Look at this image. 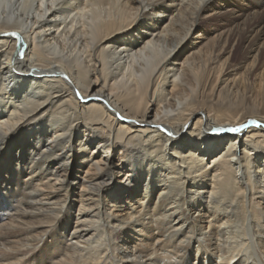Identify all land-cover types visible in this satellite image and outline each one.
I'll return each instance as SVG.
<instances>
[{"label":"bare ground","instance_id":"obj_1","mask_svg":"<svg viewBox=\"0 0 264 264\" xmlns=\"http://www.w3.org/2000/svg\"><path fill=\"white\" fill-rule=\"evenodd\" d=\"M229 1L0 0V264H264V30Z\"/></svg>","mask_w":264,"mask_h":264},{"label":"rangeland","instance_id":"obj_2","mask_svg":"<svg viewBox=\"0 0 264 264\" xmlns=\"http://www.w3.org/2000/svg\"><path fill=\"white\" fill-rule=\"evenodd\" d=\"M228 6L231 9H236V12H237L236 15L240 16L241 18L238 21L240 24L248 23V26H251V25L253 27L255 26L256 30H259V29H262V31L264 30V8L257 9L254 0H230ZM226 11H227V1H226ZM254 13L258 14L256 18L253 15ZM200 24H201V28L199 30L200 33L201 31L204 30L206 37H208V39H212L215 31L219 30L218 29L219 26L224 25V24H225V27L227 26V15H223L219 17H209V18L203 19ZM199 31L197 32L199 33ZM240 52H241V48L240 46L237 45L235 48L234 59L236 60L238 59V57L240 56ZM260 72H261V69H258L256 71V73H260Z\"/></svg>","mask_w":264,"mask_h":264}]
</instances>
